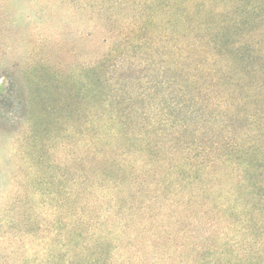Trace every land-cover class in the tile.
<instances>
[{"label":"rangeland","instance_id":"rangeland-1","mask_svg":"<svg viewBox=\"0 0 264 264\" xmlns=\"http://www.w3.org/2000/svg\"><path fill=\"white\" fill-rule=\"evenodd\" d=\"M201 2L0 0V264H179L181 244L188 260L207 234L228 245L216 236L240 219L225 202L244 196L242 164L191 173L182 199L202 206L180 202L187 222L160 213L162 160L179 159L189 143L232 144L264 110V0ZM205 23L214 34L225 27L219 51ZM199 63L213 64L211 75L178 73ZM180 124L188 130L176 140ZM120 163L136 168L138 188L129 170L116 172ZM113 178L123 185L113 188ZM140 203L154 211L139 215Z\"/></svg>","mask_w":264,"mask_h":264},{"label":"trees","instance_id":"trees-1","mask_svg":"<svg viewBox=\"0 0 264 264\" xmlns=\"http://www.w3.org/2000/svg\"><path fill=\"white\" fill-rule=\"evenodd\" d=\"M194 3L197 6H202L201 0H194ZM186 15L184 16V18ZM238 21H234V24H237ZM204 35V39L210 44L211 50L214 52L222 49V43H224L225 27H222L220 31L215 34L211 31V27L208 23H205L204 29L201 30ZM246 45V46H245ZM243 45V47H248V44ZM209 46V45H208ZM206 46V42L204 44H196L194 52L198 54V56H206L208 54V47ZM194 48V49H195ZM235 56L240 52L241 45L235 46L234 48ZM213 64L210 66H200V63L195 67H189L185 64H178L177 70L180 75L186 74L188 72V77H197L198 74L201 76H205L206 71L208 75H211V70L213 71ZM199 75V76H200ZM260 113V114H259ZM259 120L256 122V126L254 128H242L238 137L230 143L222 144H209L204 146H197V148H193L192 144H188L187 147L183 148L182 145H174L172 146V151L178 152L179 146L183 148L181 150V154H179V159L172 158L165 163L163 160L161 161L166 168V178L164 184H159V188L166 185L164 189V206L160 208V213L163 211L164 216H166L167 220H177V222H187L190 218L189 216L179 214L178 208L180 202H183L182 193L183 191L189 190L188 185H195L196 177H191V173L194 171H199L202 167L205 168H218V167H227V165L232 166V169H240V165L242 164L241 174L239 176L238 183L242 185L243 195L241 199L236 198L234 202L231 200H227L225 205L231 208H237L240 210V219L236 222H233V225L223 227L220 232H218V236L216 237H225V244L218 247L214 242L215 236L212 237V234H207L202 237L204 246H199V242H196V254L193 258L188 260L184 258L182 255V244L179 245L174 250V256L179 258V264L188 263V264H264V110L259 112ZM250 120L254 122V115H250ZM250 123V122H249ZM181 125V124H180ZM179 125V126H180ZM178 126V127H179ZM188 130V126L186 124H182L180 129L176 130L175 136L176 140H180L185 134V131ZM120 133H123L120 130ZM191 142V141H190ZM178 146V147H177ZM185 146V145H184ZM195 147V146H194ZM98 156H104L101 152H97ZM255 156V160H251V156ZM165 159V158H164ZM242 162V163H241ZM244 162V163H243ZM114 167V166H112ZM117 173L126 172L129 170L128 183L131 186L137 187V176H135L136 168H133V165L126 164H118L115 166ZM185 171H190V175L186 176ZM111 181V186L113 188L118 189L123 185L120 180L113 178ZM235 178V183H237ZM166 183V184H165ZM168 187H171L173 190L170 192L167 190ZM162 189V188H161ZM241 196V195H240ZM105 197V196H103ZM186 203H189L194 208L202 206L199 204L198 200L192 201L190 196L184 200ZM143 207V208H142ZM161 207V206H160ZM134 208L130 207L129 211L133 212ZM142 210V211H141ZM150 210V212L154 211L150 208V205H142L140 203V207L134 212H137L139 215H143L145 211ZM162 210V211H161ZM141 211V212H140ZM201 214L207 215V212L204 210L200 211ZM159 214V213H158ZM224 214L222 219L227 220V217ZM151 222H155L156 218H150ZM213 220H210V224ZM220 222V220H217ZM223 221V220H222ZM175 222V224L177 223ZM236 223V224H235ZM162 233H164L167 238H169V229L172 226L169 224L163 223L158 226ZM234 231L232 234V238H228L230 232ZM240 235V236H239ZM179 236L181 238L184 237L183 246H189L192 244L189 241L188 235L184 233V231L179 232ZM231 236V234H230ZM166 238V239H167ZM195 239L199 240L200 236ZM203 245V244H202ZM198 247L200 249H198ZM185 248V247H184ZM199 250V251H198ZM56 262H54L55 264ZM101 264L97 258H93L91 260L83 258L80 262H76V260L67 259L65 264ZM184 263V264H185Z\"/></svg>","mask_w":264,"mask_h":264}]
</instances>
